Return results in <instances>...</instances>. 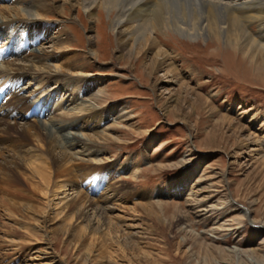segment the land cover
Segmentation results:
<instances>
[{"label":"rangeland","instance_id":"obj_1","mask_svg":"<svg viewBox=\"0 0 264 264\" xmlns=\"http://www.w3.org/2000/svg\"><path fill=\"white\" fill-rule=\"evenodd\" d=\"M100 11L90 18L75 9L60 18L68 34L62 38L68 37L70 45L57 52L45 45V50L54 55V64L79 61L90 49L97 52L80 66L85 77L102 78L100 112L108 114L111 106L123 104L127 116L116 125L103 122L100 134L90 138L99 153L92 159L103 166L87 168L84 179L72 176L78 185L73 196L83 194L100 205L101 192L92 190L105 168V174L110 168L115 172L107 179L120 186L119 193L109 204L103 228H90L87 219L77 220L84 203L74 210L64 207V190H45L38 175L49 165L52 182L67 179L62 172L73 163L62 169L56 165L61 156L55 144L62 145L61 135L48 139L13 134L5 146L14 145L15 153L23 150L26 162L14 183L0 176V264L264 263V152L256 150L258 142L264 149V87L217 75L222 59L214 66L202 62L201 50L174 32L166 46L154 50L171 54L180 73L156 70L151 51L142 44L132 52L130 47L120 51L111 26H98ZM103 18L109 19L106 11ZM0 30V50L16 38L23 42V29ZM17 48L15 44L10 55ZM10 55L1 61H15ZM194 68L198 72L190 73ZM22 86L29 87V81ZM58 88L49 85L56 104L71 94ZM72 107L55 114L72 112ZM254 116L252 135L245 124ZM195 202L208 210L205 217L197 218Z\"/></svg>","mask_w":264,"mask_h":264},{"label":"bare ground","instance_id":"obj_2","mask_svg":"<svg viewBox=\"0 0 264 264\" xmlns=\"http://www.w3.org/2000/svg\"><path fill=\"white\" fill-rule=\"evenodd\" d=\"M75 9L83 10L90 18L100 9L98 26H111L118 38L120 51L130 47L132 52L134 46L142 44L148 52L151 51V65L156 70L164 69L166 74L180 73L171 54L162 49L154 50L160 44L166 46L169 37L173 36L171 32H174L187 38L196 51L201 50L202 55H205V59H200L202 62L214 66L222 59L224 66L217 75L264 87V0H0V29H23L24 32L23 42L16 38L10 46L0 50V156H6L0 163V176L4 177L5 182L14 183L18 179L17 170L26 162L21 156L23 150L15 153V149H12L14 145L5 146L12 140L13 134L24 138L46 135L48 139L60 134L62 145L55 144V147L61 160L56 165L59 168L62 165L61 169L72 163L73 166L63 170L62 174L65 173L67 177L63 183H54L50 166L45 163L48 166L43 165L42 172H38L44 182V189L49 190L50 186L55 189L52 192L63 189L60 202L64 207L69 205V209H77L83 202L85 207L80 209L77 220L87 219L90 228H103V218L112 209L109 204L117 196L120 187L111 182L113 178L107 179V175L113 176L115 172L110 168L109 174H105L107 168L103 169L104 173L92 190L93 193L101 192L100 205H96L89 196H73L78 185L72 176L84 179L89 173L87 168L103 166L101 160L92 159L98 151L94 149L96 145L90 138L99 133L103 122L118 124L120 120L126 119L127 113L124 112L123 104L111 106L108 114L106 111L100 112L98 104L104 91L102 78L85 77V69L80 66V63L97 56L95 50L90 49L79 61L69 59L62 64H54V55L46 52L45 45H51L54 52L70 45L68 37L62 38L68 34L65 24L59 19L70 16ZM104 11L109 15L108 21L103 18ZM51 16L56 17L57 21L49 22ZM202 41L206 42L205 46H202ZM15 44L19 48L10 55V49ZM34 44H37V48ZM90 45L93 46V42L90 41ZM28 47L35 51L30 53ZM9 55L15 56V61H1V58L5 59ZM197 70L194 68L189 72L195 73ZM25 80L29 81V87L35 88H23ZM50 84L58 85L60 89L67 88L66 92H71L70 97L56 104V92L49 91ZM84 97L87 98L82 100ZM69 106H73V113L55 114ZM35 117L43 118L37 120ZM255 119L254 116L245 124L247 132L251 131L252 135L255 133L252 132ZM223 120L233 123L227 116ZM260 139L264 141V136ZM259 143L256 144V150L264 152ZM42 185L40 183V187ZM198 203L194 204V210H197V218L201 219L208 210L200 209L203 205L199 206ZM254 264L264 263L256 261Z\"/></svg>","mask_w":264,"mask_h":264}]
</instances>
